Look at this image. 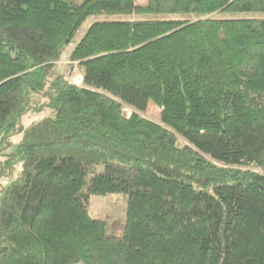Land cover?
Returning <instances> with one entry per match:
<instances>
[{"label":"trees","instance_id":"trees-1","mask_svg":"<svg viewBox=\"0 0 264 264\" xmlns=\"http://www.w3.org/2000/svg\"><path fill=\"white\" fill-rule=\"evenodd\" d=\"M0 264H264V0H0Z\"/></svg>","mask_w":264,"mask_h":264},{"label":"rangeland","instance_id":"rangeland-1","mask_svg":"<svg viewBox=\"0 0 264 264\" xmlns=\"http://www.w3.org/2000/svg\"><path fill=\"white\" fill-rule=\"evenodd\" d=\"M84 0H77V3H82ZM139 6H144L146 4V0H136ZM249 14H235L229 15L226 13L221 14L220 18H245L248 17ZM189 16L187 15H167V14H133V15H116V16H92L87 18L84 23L81 25L79 30L77 31L74 38L70 41V43L64 48L62 57L57 64V72L64 77L69 83L80 86L82 83V78L80 72L77 69H71L70 64L68 62V58L76 47V45L80 42V40L84 37L87 30L95 23L101 22H123L130 20H178L185 19ZM124 115H130V109L125 108ZM141 115L148 120L161 123L160 119V108L157 107L152 102H149L147 106V110ZM44 116H48L46 111L37 114H27L25 117L19 121L17 127H28L33 122H37ZM16 127V128H17ZM19 137V134L13 136L12 141H16ZM184 141L179 139L178 145L182 146ZM16 147L7 148L5 151L7 153H15ZM99 170H102L100 167ZM20 171V162L15 165V169L13 174H9L7 179L2 182L3 186L8 185L11 181H13L18 172ZM88 214L92 219L98 220H107L110 224H115V230L119 231L120 224L124 222L125 211H126V197L122 194H107V195H93L90 197L88 202Z\"/></svg>","mask_w":264,"mask_h":264}]
</instances>
